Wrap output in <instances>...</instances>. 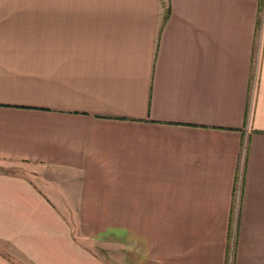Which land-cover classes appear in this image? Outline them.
I'll return each mask as SVG.
<instances>
[{
  "label": "crops",
  "instance_id": "1",
  "mask_svg": "<svg viewBox=\"0 0 264 264\" xmlns=\"http://www.w3.org/2000/svg\"><path fill=\"white\" fill-rule=\"evenodd\" d=\"M60 2L0 13V264H264V3Z\"/></svg>",
  "mask_w": 264,
  "mask_h": 264
},
{
  "label": "rangeland",
  "instance_id": "2",
  "mask_svg": "<svg viewBox=\"0 0 264 264\" xmlns=\"http://www.w3.org/2000/svg\"><path fill=\"white\" fill-rule=\"evenodd\" d=\"M55 0H0V13L6 14H19V16L28 15L32 16H43L50 17L51 11ZM56 0V5H57ZM60 7L66 0H60ZM74 1V0H73ZM74 4V3H73ZM26 17V16H24ZM261 21V19H260ZM24 168L19 164H13L9 162H0V172L5 173H21ZM231 238V232L229 233V238ZM232 249V242L230 245V250Z\"/></svg>",
  "mask_w": 264,
  "mask_h": 264
},
{
  "label": "trees",
  "instance_id": "3",
  "mask_svg": "<svg viewBox=\"0 0 264 264\" xmlns=\"http://www.w3.org/2000/svg\"><path fill=\"white\" fill-rule=\"evenodd\" d=\"M263 3H264V0H259L258 2V14H260L262 12V8H263ZM168 11V8H166L165 12ZM166 14L164 15L163 19L166 18ZM260 25V18L257 17V20H256V26L258 27ZM227 237L229 238V234L227 235Z\"/></svg>",
  "mask_w": 264,
  "mask_h": 264
}]
</instances>
